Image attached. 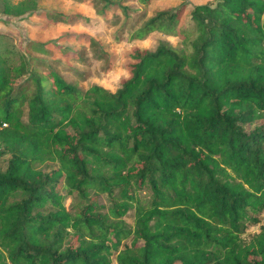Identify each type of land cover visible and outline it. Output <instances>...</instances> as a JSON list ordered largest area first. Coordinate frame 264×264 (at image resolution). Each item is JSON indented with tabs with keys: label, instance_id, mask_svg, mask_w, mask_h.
<instances>
[{
	"label": "trees",
	"instance_id": "16d2710c",
	"mask_svg": "<svg viewBox=\"0 0 264 264\" xmlns=\"http://www.w3.org/2000/svg\"><path fill=\"white\" fill-rule=\"evenodd\" d=\"M0 1L38 31L74 20ZM76 1L117 42L180 46L128 50L116 91L33 56L84 63L69 46L0 48V264H264V0L195 5L188 24L187 0L138 22L121 1Z\"/></svg>",
	"mask_w": 264,
	"mask_h": 264
},
{
	"label": "rangeland",
	"instance_id": "374dc122",
	"mask_svg": "<svg viewBox=\"0 0 264 264\" xmlns=\"http://www.w3.org/2000/svg\"><path fill=\"white\" fill-rule=\"evenodd\" d=\"M16 2L17 0H11ZM121 1L124 5L130 6L135 13L132 18L138 22L140 15L149 18L158 10L177 9L181 7L182 0H152L149 4H142L139 0H114ZM215 0H187L184 20L189 23V16L192 7L205 4ZM183 6V5H182ZM40 12H53L72 18L69 24L50 23L44 31L28 26L26 20L14 18L3 13V3L0 1V48H25L29 41L47 44L56 43L69 46L77 50L85 60L84 63L73 59L59 56L53 48L50 55H42L33 52V56L39 58H50L48 60L59 61L55 64L63 77L82 90H87L90 86L97 84L110 91H116L121 86V81L127 78L125 53L133 47L154 50L159 41H167L174 47L180 46V40L176 37L167 36L160 32H154L144 40H130L129 35L123 37V41L117 42L114 38L111 24L100 19L94 9L76 0H44L40 3ZM32 22H38L39 17H29ZM139 26V25H138ZM74 34L76 36H87L90 39L82 43H72L67 41L65 35ZM95 45H94V44ZM106 54V56H104ZM111 60V61H110ZM110 68L107 70V68ZM248 130L252 127L248 126ZM145 196V195H142ZM74 203L73 197L69 196L66 204L71 208ZM99 203L108 206L105 196L99 198ZM127 224L132 225V217L125 218ZM264 223V214L262 216ZM259 231V226L249 229V233ZM114 264H117L114 261Z\"/></svg>",
	"mask_w": 264,
	"mask_h": 264
}]
</instances>
